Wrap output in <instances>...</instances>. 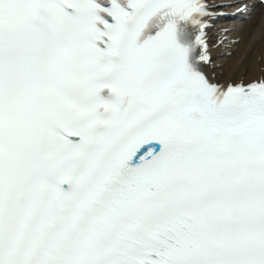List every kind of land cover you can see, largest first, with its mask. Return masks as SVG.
Listing matches in <instances>:
<instances>
[{
  "label": "snow or ice",
  "instance_id": "snow-or-ice-1",
  "mask_svg": "<svg viewBox=\"0 0 264 264\" xmlns=\"http://www.w3.org/2000/svg\"><path fill=\"white\" fill-rule=\"evenodd\" d=\"M257 8L0 0V264H264Z\"/></svg>",
  "mask_w": 264,
  "mask_h": 264
},
{
  "label": "bare ground",
  "instance_id": "bare-ground-1",
  "mask_svg": "<svg viewBox=\"0 0 264 264\" xmlns=\"http://www.w3.org/2000/svg\"><path fill=\"white\" fill-rule=\"evenodd\" d=\"M223 27H229V25H224ZM230 34L232 36H241V43L231 58L223 56L225 53L223 48L216 50L215 54L219 57L218 63L228 66L236 58L246 55L244 66H247L255 55H259L261 51H264V30H262V21L259 18L257 19V15L247 22L244 28L240 25L232 29Z\"/></svg>",
  "mask_w": 264,
  "mask_h": 264
}]
</instances>
